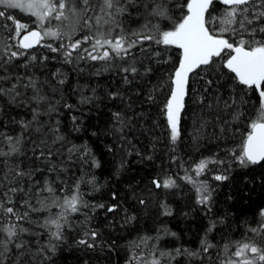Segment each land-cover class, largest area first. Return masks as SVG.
Returning a JSON list of instances; mask_svg holds the SVG:
<instances>
[{"label": "trees", "instance_id": "1", "mask_svg": "<svg viewBox=\"0 0 264 264\" xmlns=\"http://www.w3.org/2000/svg\"><path fill=\"white\" fill-rule=\"evenodd\" d=\"M189 2L113 0L107 9L69 0L76 12L65 10V30L30 50L7 17L36 27L33 17L0 6V202L27 212L17 220L0 210V264H229L243 243L264 249V161L238 159L252 124L264 121V86L239 83L225 65L230 50L191 75L172 140L166 104L182 51L157 40ZM241 7L248 11L225 24L230 6L213 0L209 31L234 45L264 41L245 31L264 26L247 22L264 3ZM120 37L127 52L117 55L103 41ZM105 51L109 58L89 56ZM201 161L209 163L198 172ZM168 179V188L153 183ZM73 195L76 212L64 206Z\"/></svg>", "mask_w": 264, "mask_h": 264}, {"label": "snow or ice", "instance_id": "2", "mask_svg": "<svg viewBox=\"0 0 264 264\" xmlns=\"http://www.w3.org/2000/svg\"><path fill=\"white\" fill-rule=\"evenodd\" d=\"M255 0H222V3L230 6V10L227 12V16L222 23L233 24L235 23V18L238 11L247 12V7H241L253 4ZM264 3V0H261ZM104 6L107 9L113 7V0H103ZM213 0H190L187 3V15L174 26L170 31H164L162 33V38L157 40V43H163L164 45L175 46L182 50V59L179 62V67L175 71V79L173 81L175 87L171 94V99L166 104L167 108V117L168 121L172 128V140L175 141L178 136V115L180 109L183 107V97L185 95V86L188 80V74L193 71L195 68H200L201 66H207L213 63L214 57L221 56V53L225 49L230 50L232 55L226 60V67L235 74L236 79L240 84L248 87L255 88L257 90L261 89L264 86V41L260 40H251L245 41L243 38L240 39L238 44L229 43L228 40L220 38L215 34L214 31L210 32L209 28L206 27L205 13H208L209 6L212 5ZM0 4L4 5L6 8H16L22 9L31 13L32 16L36 17L41 24L50 19H55L57 21H68L70 19L69 15L66 14V9L75 14L76 8L69 6V0H0ZM82 4L87 6L89 0H82ZM87 11V7L84 9ZM164 15V12L160 13ZM5 12L0 11V17H4ZM211 18V13H209ZM15 24L16 35H20V30L27 29V25L22 24L20 21L16 20L12 16L7 17ZM264 18V11L259 12L254 16L253 19L248 20L249 24H252L255 21H259ZM88 23V20H85V24ZM97 23H99V18H97ZM241 27H244L243 21H241ZM226 29H222L224 31ZM251 35H255L257 31L264 33V26L253 27L252 29H245ZM47 35L57 36V32L49 31ZM41 39V33L38 31H30L27 35L23 37V41L20 44L22 48H31L33 43L39 42ZM89 38L84 37L86 42ZM144 40H151L153 37L144 36ZM124 37H120L115 40L113 43L112 40H104V44L111 46L113 52L119 55L122 51L127 52V48L123 43ZM81 44V41H76L71 45L73 49L78 48ZM135 41L128 44V48L134 46ZM97 45H101V40L97 39L93 48ZM102 46V45H101ZM56 51V49H52ZM84 51H88L84 49ZM12 56H16L17 53H11ZM67 55H71V52H68ZM91 59H106L109 58V52L105 51L99 56L92 55L89 53ZM127 71V69H125ZM135 71V69H132ZM260 96L264 97V91H260ZM253 133L250 134L243 146L242 155L238 157L242 165L246 163L257 164L261 161H264V124H252ZM11 141V137H6ZM209 161H201L198 165V172L202 171L207 167ZM17 175H22V173H17ZM216 180L227 179L226 176H216ZM156 187L168 188L174 185V181L168 179L163 181H153ZM22 190V189H21ZM10 192L17 191L16 188L9 189ZM51 191V189H48ZM5 196L7 193L4 194ZM208 196H202L200 202H206ZM11 203V201H7ZM79 203V197L73 195L71 199H66L64 206L67 209H70L72 212L78 210L77 205ZM0 210L7 214L15 216L17 220H23L27 216V212L23 215H17L13 207H5L4 203L0 202ZM110 211L112 209H109ZM261 216H264V211L261 212ZM48 223L54 224L57 229L60 228V224L56 220L48 221ZM4 231L7 232L9 237L17 235L16 226L12 225ZM21 232L26 231L21 228ZM253 232L258 231V229H252ZM57 239L60 238V234L57 231L54 233ZM95 237V233L92 234ZM81 244L87 243V241L81 240ZM17 247L21 245L17 244ZM91 246V245H89ZM210 245L205 247V251ZM179 251V250H177ZM250 251L253 254H258V259L264 261V249H260L249 243H243L242 246H239L237 251L234 253L236 257L244 256L245 252ZM194 255V253H193ZM156 264H159L157 261ZM229 264H236L235 261H229ZM241 264H252V260L245 259Z\"/></svg>", "mask_w": 264, "mask_h": 264}, {"label": "rangeland", "instance_id": "3", "mask_svg": "<svg viewBox=\"0 0 264 264\" xmlns=\"http://www.w3.org/2000/svg\"><path fill=\"white\" fill-rule=\"evenodd\" d=\"M0 6L5 7L2 4H0ZM9 9H15L17 12H25V13H28L29 15H31V13L24 11L22 9H16V8H9ZM31 17H33V21H34L35 26L37 28H39L42 32V36H43L42 42L44 41V39L46 40V39H51V38L55 37V36L47 35V33L49 31L58 33L59 28H61V30L64 31L66 26H67L66 23L68 22V21H65L64 24H62V25H60V23H61L60 22L58 25V22L56 23L55 19H50L48 21L43 22V24H41V21H39L36 17H34L32 15H31ZM22 24H25V23L22 22ZM25 25H27V24H25ZM27 26H28L27 29L20 30V35L18 36V42H19V38H20L21 34L23 32H25L26 30H29L30 28H32L31 25L30 26L27 25ZM178 134H179V130H178ZM232 259L233 260H231V261H235L236 264H241V262L245 259L252 260V263H255V264H264V261H260L258 259V254H253L250 251L245 252L244 256H242V257H236L235 256Z\"/></svg>", "mask_w": 264, "mask_h": 264}, {"label": "water", "instance_id": "4", "mask_svg": "<svg viewBox=\"0 0 264 264\" xmlns=\"http://www.w3.org/2000/svg\"><path fill=\"white\" fill-rule=\"evenodd\" d=\"M210 7V6H209ZM206 14L207 13H205V21H206ZM206 27H207V25H206ZM30 31H38V32H40L41 33V39L39 40V42H36V43H33V45H32V47L31 48H23L24 50H30V49H33V48H36L38 45H39V43L41 42V40L43 39L42 38V32H41V30L39 29V28H37V27H32V28H30L29 30H26L25 32H23L22 34H21V36H20V38H19V42H20V44L22 43V41H23V37L25 36V35H27L28 34V32H30ZM220 37V36H219ZM220 38H223V39H225L224 37H220ZM182 51V50H181ZM232 54H234V53H232ZM231 54V55H232ZM181 59H182V57H181ZM225 65H226V62H225ZM178 67H179V65H178ZM178 67H177V69H178ZM202 67V66H201ZM176 69V70H177ZM199 68H195V69H193V71L192 72H190L189 74H188V80H187V84H186V86H185V95H184V97H183V107L180 109V111H179V115H178V124H177V128H179V126H180V124H181V119H182V114H183V111H184V108H185V104H186V98H187V95H188V85H189V80H190V77H191V75L195 72V71H197ZM175 74V73H174ZM174 79H175V75L173 76V81H174ZM174 87H175V85H174V83H173V87H172V91L174 90ZM172 94V93H171ZM170 99H171V97H170ZM170 124V123H169ZM257 124H264V121H259V122H257ZM170 127H171V125H170ZM253 128H252V130H251V132L249 133V135L250 134H252L253 133ZM248 135V136H249ZM248 136H247V138H248ZM247 138H246V141H247ZM245 141V142H246ZM253 264V263H252Z\"/></svg>", "mask_w": 264, "mask_h": 264}]
</instances>
